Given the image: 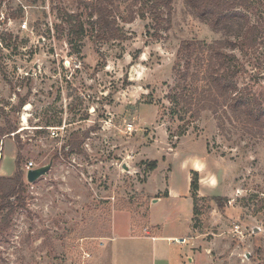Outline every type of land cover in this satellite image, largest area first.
I'll list each match as a JSON object with an SVG mask.
<instances>
[{"label":"rangeland","instance_id":"obj_1","mask_svg":"<svg viewBox=\"0 0 264 264\" xmlns=\"http://www.w3.org/2000/svg\"><path fill=\"white\" fill-rule=\"evenodd\" d=\"M30 1L0 0V125L18 134L0 138V176L14 174L17 155L24 172L22 204L0 233V264H151L150 241L119 236L146 235L151 200L170 185L188 193L198 223H186L184 202L165 199L152 207L153 234L192 233L210 264H264V130L227 118L219 125L208 110L194 119L171 103L180 42L223 34L185 0L172 1L169 25L148 13L125 22L126 1L115 0L120 36L97 38V17L83 14V38L71 45L66 20L83 8ZM235 53L245 64L238 86L264 88V40ZM74 135L80 145L70 152ZM29 162L51 167L30 183Z\"/></svg>","mask_w":264,"mask_h":264},{"label":"trees","instance_id":"obj_2","mask_svg":"<svg viewBox=\"0 0 264 264\" xmlns=\"http://www.w3.org/2000/svg\"><path fill=\"white\" fill-rule=\"evenodd\" d=\"M40 0H31L36 3ZM126 16L122 19L131 22L135 16L142 18L148 13L156 25L162 22L170 24L171 3L173 0H125ZM82 12L69 14L67 21L70 44L81 40L84 35L82 15L88 20L97 17L91 23L98 28L97 38L105 41L116 39L120 31L115 20L114 9L118 10L115 0H75ZM186 6L198 19L205 21L214 32H221L223 37L210 43L202 40H183L180 42L173 64V73L177 79L173 106L180 107L184 113L196 119L204 110L210 111L219 121L227 118L242 123L247 130H264V88L254 90L251 84L241 88L239 77L245 72L244 62L237 56L248 53L264 40V0H185ZM157 27V26H156ZM58 31L62 28L57 26ZM25 98L18 108L24 105ZM59 126V125H57ZM17 127L11 123L0 125V138L18 137ZM43 130V129H39ZM185 128L179 131L183 134ZM70 152L78 150V135L72 136L67 144ZM65 149V148H64ZM20 155L15 160L16 171L12 176H0V233L10 224V217L22 203L24 172L20 168ZM156 162L150 167L153 169ZM197 172L191 180L192 190L198 189ZM165 194L164 196H166ZM14 198L16 202H12ZM220 200V199H217ZM219 205L222 204L219 202ZM199 213L196 204L193 207L192 222Z\"/></svg>","mask_w":264,"mask_h":264},{"label":"crops","instance_id":"obj_3","mask_svg":"<svg viewBox=\"0 0 264 264\" xmlns=\"http://www.w3.org/2000/svg\"><path fill=\"white\" fill-rule=\"evenodd\" d=\"M178 190L173 189L172 185L168 188L166 196L157 197L154 201L151 200L150 210H149V228L150 230L146 235H132L131 233L125 237L114 234L115 238H127V239H138V240H147L151 242V251L153 253V258H151V264H210V256L208 250L205 248L201 250H196V244L198 241L190 235H170V236H161L153 234L154 230L160 226V220L157 218V215L152 213V207L156 206L158 203L162 202L165 199L175 200L178 204L183 203L185 210L186 223L193 226L192 222V205L191 200L187 192L178 193ZM178 193V194H177ZM154 213V212H153ZM116 213L113 214V216ZM112 216V219H113ZM113 227V222L111 229ZM130 231H131V226ZM119 236V237H118ZM199 245V244H197ZM112 248V246H111ZM116 250V249H115ZM113 254V249H112ZM204 254L207 255L204 258ZM117 256V254H116ZM127 254H123L124 260H127Z\"/></svg>","mask_w":264,"mask_h":264},{"label":"water","instance_id":"obj_4","mask_svg":"<svg viewBox=\"0 0 264 264\" xmlns=\"http://www.w3.org/2000/svg\"><path fill=\"white\" fill-rule=\"evenodd\" d=\"M50 167H51V163L42 165L36 168L28 169L26 171V180L30 183L36 181L40 177L44 176L49 171ZM125 169H126V166H125ZM155 200L156 198L154 199V201Z\"/></svg>","mask_w":264,"mask_h":264},{"label":"built area","instance_id":"obj_5","mask_svg":"<svg viewBox=\"0 0 264 264\" xmlns=\"http://www.w3.org/2000/svg\"><path fill=\"white\" fill-rule=\"evenodd\" d=\"M22 27H26V24L23 23L22 24ZM63 127H60V126H56V127H50L49 128V132H50V136L51 137H58L59 136V132L60 130H62ZM1 142V141H0ZM30 168H33V163L32 162H29L27 165H26V171ZM75 264H78V263H75Z\"/></svg>","mask_w":264,"mask_h":264},{"label":"bare ground","instance_id":"obj_6","mask_svg":"<svg viewBox=\"0 0 264 264\" xmlns=\"http://www.w3.org/2000/svg\"><path fill=\"white\" fill-rule=\"evenodd\" d=\"M27 107V106H26Z\"/></svg>","mask_w":264,"mask_h":264}]
</instances>
